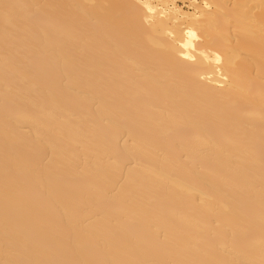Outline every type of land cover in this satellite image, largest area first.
Instances as JSON below:
<instances>
[{
	"label": "bare ground",
	"instance_id": "obj_1",
	"mask_svg": "<svg viewBox=\"0 0 264 264\" xmlns=\"http://www.w3.org/2000/svg\"><path fill=\"white\" fill-rule=\"evenodd\" d=\"M0 264H264V0H0Z\"/></svg>",
	"mask_w": 264,
	"mask_h": 264
}]
</instances>
